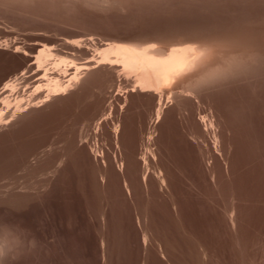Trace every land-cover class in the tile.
I'll use <instances>...</instances> for the list:
<instances>
[{
	"label": "rangeland",
	"instance_id": "1",
	"mask_svg": "<svg viewBox=\"0 0 264 264\" xmlns=\"http://www.w3.org/2000/svg\"><path fill=\"white\" fill-rule=\"evenodd\" d=\"M204 1L114 0L111 5L101 6L85 0H71L70 3H66V0H0V41L2 39L4 45V41L8 40L4 46L0 42L3 47H0V84L7 77L19 74L24 67L27 70L34 68L35 64L29 61L43 44L53 45V51L82 62L87 59L86 55L88 57L92 53L94 42L99 44L101 40L122 38L137 41L151 37L152 41L164 45L168 38L182 35L189 42H204L209 49V56L203 61V73L206 76L190 85L195 95L182 94L179 98L183 97L182 103L183 100L186 102L189 99L190 102L186 103H189L191 108L190 116L185 120L182 118V134H186L185 139L193 145L194 152L202 163L205 159L210 161L209 168L215 173L216 178L210 182L211 187L205 193L209 203L221 212L235 205V224L234 227L229 225V232L226 233L228 236L225 235L229 259L234 261H231V264H264V0ZM80 35L83 38L87 36L82 42L83 46H73V43L66 41V38H78ZM91 36L94 39L90 38ZM22 37L27 40L21 39ZM92 41L93 44L90 43ZM17 43L24 50L27 49L29 55L21 50L14 51L12 46L18 45ZM90 45L93 49H89ZM103 65L86 70L80 81L63 95L65 97L62 96L66 98L72 93L71 96L77 98L72 104L70 114L62 122L63 135L52 145V148L63 146L66 140L71 139L72 152L79 151V159L85 164L90 159L97 169L98 176V170L103 169L108 160H111L115 170L119 171L117 166L123 154L113 141L112 126L116 122L125 128L124 130L133 129L136 139L133 138L128 147L130 145L129 148L138 155L145 143L149 127L157 132L159 125L165 120L164 113L169 108H172L173 114L175 112L174 115L177 116L174 111L177 102H168L159 121L153 123L155 94H152L153 97L150 94L147 99H134L138 92H131L129 79L124 78L122 74L118 76L116 68L108 64L104 67ZM32 73L34 72H29L31 77H34L36 72ZM29 74L28 79L31 78ZM33 77L28 80L32 86L36 76L34 79ZM31 85H28V88H31ZM125 85H128L129 91ZM54 104L55 99H50L39 106H30L9 123L0 125V134L16 129L26 120L34 118V110L53 107ZM109 107L112 110L111 115L103 117ZM203 115L207 120L212 119V124L204 119L209 126L205 125ZM97 118H102L99 126ZM52 135L53 139L54 132ZM93 147L99 152L102 151V154H96ZM50 148L51 146L37 147L26 157V165L22 166L24 168L20 166L17 171L26 167L32 168L31 170L37 168L34 171L37 174L42 150L47 151ZM205 165L202 164L204 171L207 170ZM51 166V170L55 168L53 162ZM28 171L30 170L28 169L26 174ZM52 172L49 175H53ZM35 174L30 177V181L29 178H26V181L19 180L23 182L18 181L21 184L19 185L27 182L23 186L29 187L31 191L32 181L39 177V173L36 176ZM118 174L120 175V172ZM3 210L0 209V227H3L4 231L1 229L0 235L4 234L3 236L8 238L11 234L14 237L11 236L14 242L9 238L10 245L12 242L9 248L15 252L12 255L8 248L6 256L4 255L6 263L0 260V264H69L63 239L49 215L45 212L42 214L40 206L29 205L20 211ZM35 214H38V217ZM90 218L88 214L90 233L97 243V259H92V249L86 247L79 259L80 264H141L143 261V264H158V259L164 264H169L160 255L157 245L154 246L155 251L148 248V253V250L137 247L134 243L125 250L122 255L124 258L117 257L111 248L104 255L100 247V235L94 233L91 224L93 220ZM101 221L102 225L104 221ZM79 224L80 228L81 221ZM5 230L10 233H6L8 236ZM53 243H56V246Z\"/></svg>",
	"mask_w": 264,
	"mask_h": 264
},
{
	"label": "bare ground",
	"instance_id": "2",
	"mask_svg": "<svg viewBox=\"0 0 264 264\" xmlns=\"http://www.w3.org/2000/svg\"><path fill=\"white\" fill-rule=\"evenodd\" d=\"M85 1L101 6H108L114 2V0ZM80 36L72 39L64 37V40L66 38V41L73 43V46L81 44L83 46L82 42L87 36L84 38ZM151 39V37H144L134 41L119 38L118 40H101L99 44H95L96 42L93 44L92 41L90 43L93 44L94 49L90 45L89 49L92 48L93 51L90 50L92 53L90 52L88 57L86 55L87 59L82 62L53 51V45L43 44L29 61L35 64L34 68L27 70L24 67L19 74L7 77L0 84V125L9 123L30 106H39L50 99H55L53 107L34 110L36 112L34 118L26 120L16 129L0 134V209H6L7 212V209L20 211L29 205L40 206L43 210L42 214L47 213L55 223L53 226L63 239L69 264H80L79 259L86 247L92 249V259L94 261L97 259L95 256L97 243L93 234L90 233L88 214L93 220L91 224H93L94 233L100 235V247L104 255L111 248L117 257H121L130 245L136 243L137 247L141 246L146 250L148 248L154 250V246L157 245L160 255L169 264H231L234 262L229 259L225 235L228 234L227 231L229 232L227 230L229 225L234 227L235 205L225 209L223 213L209 203L205 193L211 187L210 182L215 180V173L211 167L209 168L210 161L205 159L202 163L194 152L193 145L185 139L186 134H182V118L185 120L190 116L191 108L189 103H186L189 99L186 102L183 100L182 103L183 97L179 98L182 94L195 95L190 85L206 76L203 73L205 69L203 61L209 56L207 53L209 49L204 42L200 40L189 42L182 35L168 38L164 45H159ZM4 43H8V40ZM7 46L10 47V45ZM12 48L14 51L21 50L29 55L27 49L24 50L19 44H15ZM102 64L116 68L118 76L122 74L124 78L129 79L131 92H138L134 95V99L150 97V94L153 97L152 94H155L153 123L161 118L167 107L166 103L177 102V106H173L176 108L174 111L177 112V116L175 112V115L173 114L172 108L168 107L169 109L167 108L168 110L164 113L165 120L159 125L158 131L149 127L145 143L142 142L144 144L138 155L129 148L130 145L128 147V143L132 142L135 135L133 129L132 131L124 130L125 128L123 129L118 122L112 126L114 144L124 157L123 159L121 156L122 160L118 161L117 169L120 175L111 160H108L105 165L103 164L104 168L98 170V176L97 169L90 159L85 164L79 159V151L72 152L71 139L66 140L63 146H58L59 148H52V145H55L63 135L62 122L70 114L72 104L77 98L71 96L72 93L66 98H63L65 97L63 95L80 81L86 70ZM29 70L36 72V75L32 73L34 77L36 76L35 79L32 76L33 86L28 81L32 78ZM28 74L30 79L27 78ZM28 85H31V88H28ZM127 89L129 91V88ZM111 107L103 117L111 115ZM98 118L96 123L99 126L102 118ZM202 119L203 121L206 119L205 115ZM207 121L210 124L213 122L212 119ZM53 132L55 136L52 139ZM41 146H51V148L47 151L42 150L39 170L36 172L39 173V177L32 181V188L31 186L30 188L33 191H29V187L23 186L27 182L22 186L19 182L26 181V178L30 181V177L35 174L34 171L37 168L35 170L28 168L30 171L27 174V167L22 171L17 169L25 166L26 157ZM94 151L98 155L102 154V151L99 152L97 148ZM52 162L53 168L55 167L52 169L54 173L50 168ZM202 164H206V171L203 170ZM51 172L56 176L52 174L50 176ZM35 215L38 217V214ZM101 219L104 221L103 226L100 223ZM79 221L82 225L81 230ZM1 229L3 232L4 228L0 227V232ZM7 232L5 230V234ZM48 233L47 231L46 234ZM3 235H0V260L4 261L5 253L9 249L8 252L12 255L15 252L11 251V247L9 248L15 240L11 234L8 238ZM14 244L17 245V243ZM55 246L52 247L55 248ZM158 262V264H164L160 259Z\"/></svg>",
	"mask_w": 264,
	"mask_h": 264
},
{
	"label": "snow or ice",
	"instance_id": "3",
	"mask_svg": "<svg viewBox=\"0 0 264 264\" xmlns=\"http://www.w3.org/2000/svg\"><path fill=\"white\" fill-rule=\"evenodd\" d=\"M71 2V0H66V3H70Z\"/></svg>",
	"mask_w": 264,
	"mask_h": 264
}]
</instances>
